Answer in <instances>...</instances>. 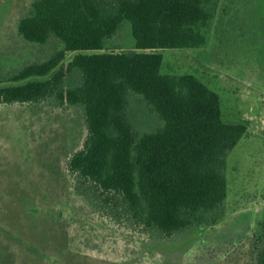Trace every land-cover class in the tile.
<instances>
[{
    "label": "rangeland",
    "instance_id": "374dc122",
    "mask_svg": "<svg viewBox=\"0 0 264 264\" xmlns=\"http://www.w3.org/2000/svg\"><path fill=\"white\" fill-rule=\"evenodd\" d=\"M34 1L0 0V87L64 48L55 38L40 45L19 35V21ZM208 37L206 48L161 51L162 73L197 77L219 95L224 122L247 127L227 159L222 220L166 238L101 215L77 193L68 170L87 137L82 109L60 107L54 98L0 104V264H258L264 249V0H220ZM105 50L137 52L130 24L123 23ZM80 82L74 71L64 86ZM128 114L140 135L163 126L139 96L131 97Z\"/></svg>",
    "mask_w": 264,
    "mask_h": 264
},
{
    "label": "trees",
    "instance_id": "16d2710c",
    "mask_svg": "<svg viewBox=\"0 0 264 264\" xmlns=\"http://www.w3.org/2000/svg\"><path fill=\"white\" fill-rule=\"evenodd\" d=\"M220 0H36L19 21L29 43L64 48L25 66L0 87V104L82 109L83 148L69 160L76 191L116 222L170 238L225 215L229 153L247 133L224 122L219 95L197 77L162 73L161 51L206 48ZM123 23L136 53L106 51ZM72 55L66 68L60 67ZM81 82L66 88L67 75ZM139 96L163 126L140 135L129 119ZM264 264V249L258 255Z\"/></svg>",
    "mask_w": 264,
    "mask_h": 264
}]
</instances>
